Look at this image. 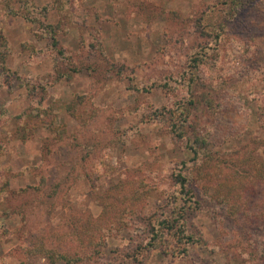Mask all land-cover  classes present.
I'll return each mask as SVG.
<instances>
[{"label": "rangeland", "instance_id": "rangeland-1", "mask_svg": "<svg viewBox=\"0 0 264 264\" xmlns=\"http://www.w3.org/2000/svg\"><path fill=\"white\" fill-rule=\"evenodd\" d=\"M53 2L32 0L36 8ZM29 5L0 0L8 45L0 186L9 181L0 194V264H63L44 249L77 253L76 264H260L252 249L264 238V225L254 228L261 220L235 219L212 193L227 191L218 181L237 170L251 180L245 210L264 209V181L250 163L264 152V0L234 9L225 0H67L78 17L62 21L58 39L75 53L70 62L22 16ZM56 9L41 20L57 22ZM202 50L210 60L191 67ZM58 70L69 77L56 79ZM19 77L37 85L31 94ZM190 98L185 115L208 139L215 178L183 146L191 129L179 139L172 127ZM36 104L58 129L38 126L22 140L15 116ZM178 171L195 207L175 184ZM179 208L194 238L187 251L147 245L155 219Z\"/></svg>", "mask_w": 264, "mask_h": 264}, {"label": "trees", "instance_id": "trees-1", "mask_svg": "<svg viewBox=\"0 0 264 264\" xmlns=\"http://www.w3.org/2000/svg\"><path fill=\"white\" fill-rule=\"evenodd\" d=\"M9 1V0H8ZM30 2L31 8L34 7V9H31L30 13H23L22 16L29 21H32L38 25V30L36 32V35L38 37H41L46 40L47 48L50 49V51L53 53L54 57H59L62 59H65L66 61L70 62V59L75 55V53L69 49H66L60 44V41L58 39L59 33H61L62 30V21L65 22H71V20L75 17H78L76 14V11H67L66 4L67 0H54L53 4L47 6H42L40 8H36L32 4V0H21V2ZM244 0H225V3L228 5L229 9L239 8L241 5H243ZM7 3V2H6ZM10 8V13L13 15L18 14L17 11H15L10 5V3L6 4ZM50 8H57V12L59 14V20L55 23H49L44 22L41 20V17L46 18L47 12ZM32 12V13H31ZM208 42H211V39L207 40ZM7 39L0 31V55H3V51L7 50ZM35 53L40 51H34ZM4 59V57L2 56ZM2 59V60H3ZM190 61L191 67H198L201 60L206 59L207 61L210 60L209 56L206 54V51L204 52L202 50L200 52H197L196 56H193ZM1 60V61H2ZM3 70L6 72L9 71L4 65ZM71 70H77L75 67H71ZM7 74V73H6ZM65 73H60L58 70V76L56 79L60 77H66ZM189 79L191 83L195 82V79L197 76H194V73L189 74ZM69 77V76H67ZM20 80L27 88L28 92L31 94L33 89L37 87L35 84H31L29 81L17 78ZM169 83L168 81H166ZM21 84V83H19ZM138 90V87L133 86ZM140 90V89H139ZM192 94V92H191ZM189 102L187 106H184L185 109L180 108L182 114V118H178L179 120L172 125L176 132V137L179 139H182L184 136L183 130L186 129V127L191 129V134L186 137V140L183 143V146L191 153V158L194 162H202L203 166L211 167L212 169H206L209 171L210 174H212L213 178L216 176V169L213 168V156L210 154L212 151L209 149L207 142L208 139L205 137L204 134L199 133L196 131L195 128L192 127V123L187 120L186 113H188V106L193 107L195 104V100L193 98L188 99ZM69 110H71L70 106H67ZM52 112H50L47 108L39 107L36 105H30L26 108H24L18 115L15 117L17 119H21L20 123L17 127V134L22 140H26L29 135L32 133L33 129H35L38 126H44L50 130L58 129L57 125L53 126L54 119L52 117ZM31 119H34L35 122H31ZM264 144V141H263ZM252 166L256 167V171L258 172V176L256 174L254 175V178H258V180L264 181V152H263V158L256 162H250ZM181 167H186V162L181 161L180 162ZM234 172L238 173L237 175L240 176L243 174L242 172H238L235 170ZM231 173L229 176L225 178V180L218 181V185H223L227 189L224 193L220 194L219 192L212 193V197H216V200H221L225 202V207L227 211L234 215L237 219L240 214V212H243L246 215L252 216L251 220H261L257 221L255 223V229H259V227H263L264 225V209H257L254 213L245 210L244 201L243 198L246 183L251 180H240L239 177L236 175V173ZM241 177V176H240ZM217 178V177H216ZM253 180V179H252ZM175 184H177L178 190L183 193V196H187L185 198L186 201H188L190 204H198V201L195 202L194 200V191L193 187L189 186V180L186 177V175H183L181 171H178L175 174ZM9 181L6 179L3 182V186H0V194H3V192L8 191ZM244 189V192H243ZM238 199L237 202L234 200ZM243 199V202L241 203ZM241 203V206H240ZM185 208H179L174 211V213H168L166 215H161V217H158L155 219L153 230L149 234V240L146 243L151 248H162L174 246L177 250H180L181 253H185L187 251L186 244L192 243L194 238L192 237V233H187V226H186V219L184 215ZM244 210V211H242ZM258 217V218H257ZM166 242V243H165ZM167 244V245H166ZM254 258L260 263L264 264V238H262L254 248L252 249ZM42 253L50 260L52 263L56 262H62L63 264H76L82 260V258L76 253L75 255H72L69 252H63L59 253L56 251H52L49 249H44Z\"/></svg>", "mask_w": 264, "mask_h": 264}]
</instances>
